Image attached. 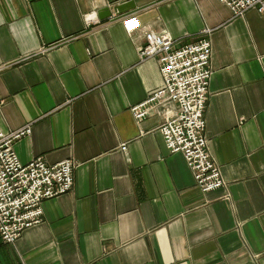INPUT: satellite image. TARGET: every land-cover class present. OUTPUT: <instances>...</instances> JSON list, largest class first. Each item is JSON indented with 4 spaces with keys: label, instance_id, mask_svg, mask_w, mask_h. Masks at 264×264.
<instances>
[{
    "label": "crops",
    "instance_id": "0c3cea01",
    "mask_svg": "<svg viewBox=\"0 0 264 264\" xmlns=\"http://www.w3.org/2000/svg\"><path fill=\"white\" fill-rule=\"evenodd\" d=\"M132 15L142 29L129 35ZM148 32L211 43L221 189L202 192L168 150L162 112L132 113L163 85L159 57L141 56ZM0 126L31 129L14 144L24 165L75 164L42 222L0 239V264H264V15L235 18L220 0H0Z\"/></svg>",
    "mask_w": 264,
    "mask_h": 264
},
{
    "label": "built area",
    "instance_id": "2783aa9c",
    "mask_svg": "<svg viewBox=\"0 0 264 264\" xmlns=\"http://www.w3.org/2000/svg\"><path fill=\"white\" fill-rule=\"evenodd\" d=\"M235 18L249 11L264 15V0H220ZM127 34L142 29L139 17L122 20ZM142 58L158 56L163 85L146 102L132 109L136 120L146 119L152 111L165 115L160 132L171 153L184 156L198 188L212 192L225 187L221 168L208 150L206 109L212 75V46L203 39L195 44L177 46L167 33L145 34ZM31 134L26 128L5 134L0 126V239L14 244L28 229L43 219L44 201L68 194L74 187L75 164L71 160L47 165L41 158L24 165L14 144ZM126 147L122 150L126 151Z\"/></svg>",
    "mask_w": 264,
    "mask_h": 264
},
{
    "label": "water",
    "instance_id": "95a60500",
    "mask_svg": "<svg viewBox=\"0 0 264 264\" xmlns=\"http://www.w3.org/2000/svg\"><path fill=\"white\" fill-rule=\"evenodd\" d=\"M132 6L131 3L127 2V3H122L117 7L116 12H118L119 14H123L124 10H126L128 7ZM110 16V15H107Z\"/></svg>",
    "mask_w": 264,
    "mask_h": 264
},
{
    "label": "clouds",
    "instance_id": "9594fccd",
    "mask_svg": "<svg viewBox=\"0 0 264 264\" xmlns=\"http://www.w3.org/2000/svg\"><path fill=\"white\" fill-rule=\"evenodd\" d=\"M97 18V13L95 11L91 12L90 14H86L84 19L85 22H88L89 20H95Z\"/></svg>",
    "mask_w": 264,
    "mask_h": 264
},
{
    "label": "rangeland",
    "instance_id": "374dc122",
    "mask_svg": "<svg viewBox=\"0 0 264 264\" xmlns=\"http://www.w3.org/2000/svg\"><path fill=\"white\" fill-rule=\"evenodd\" d=\"M138 121V120H137ZM39 159V158H38ZM189 167V166H188ZM66 195V194H65ZM63 196V195H62ZM61 197V196H60ZM58 198V197H57ZM55 199V198H54ZM45 202V201H44Z\"/></svg>",
    "mask_w": 264,
    "mask_h": 264
}]
</instances>
